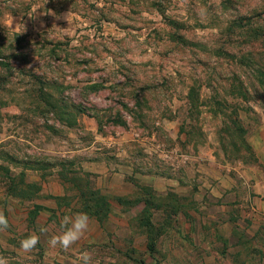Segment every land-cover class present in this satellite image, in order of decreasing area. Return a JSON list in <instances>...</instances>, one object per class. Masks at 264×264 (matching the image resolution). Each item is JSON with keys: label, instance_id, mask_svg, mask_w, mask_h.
I'll return each mask as SVG.
<instances>
[{"label": "rangeland", "instance_id": "rangeland-1", "mask_svg": "<svg viewBox=\"0 0 264 264\" xmlns=\"http://www.w3.org/2000/svg\"><path fill=\"white\" fill-rule=\"evenodd\" d=\"M32 2L39 12L15 36L5 22L15 6L27 12ZM259 71L264 0H4L0 212L7 218L12 211L17 227L0 232V257L58 264L40 242L30 252L21 248L32 235L26 217L34 204L10 196L11 178L41 188L59 176L61 161H74L69 170L79 172L86 158L112 160L117 150L108 145L121 133L134 172L144 175L152 164L161 170L154 174L179 181V192L149 195L132 177L124 211L131 232L109 220L110 243L82 247L89 264H264V231L257 244L247 231L254 179L264 177L253 150L264 146ZM90 146L86 156L77 153ZM213 155L220 160L206 171ZM223 179L228 187H220ZM145 192L161 208L149 212L153 257ZM178 205L184 216L174 215Z\"/></svg>", "mask_w": 264, "mask_h": 264}, {"label": "crops", "instance_id": "crops-1", "mask_svg": "<svg viewBox=\"0 0 264 264\" xmlns=\"http://www.w3.org/2000/svg\"><path fill=\"white\" fill-rule=\"evenodd\" d=\"M15 1L20 0H13V2ZM3 2L4 0H0V5ZM31 4L32 5L27 10V12L25 9H21V6H15L13 14H11L8 20L5 22V27L15 36L18 35L19 37L21 34L22 27L25 25L28 15L33 17L36 12H39V7L36 6L34 2ZM42 14L44 15V12ZM75 15L78 16L77 13ZM78 25L79 23L77 22V28ZM44 32L45 31H42L41 34H44ZM120 136H122L121 133H118L116 136H112V141L108 145L110 148L117 150V152L114 154L115 157L112 160L110 159L109 161H102L98 159V154L95 155V159L93 160H89L88 158L84 159V162L82 163V169L92 175L97 189L109 199V202L112 205V212L110 214L109 220L122 224V226H124V233L126 234L127 230L129 232H131V230L129 229V223L124 212L127 206L122 204V202H126L127 200L126 198L129 194L128 192L132 187V182H130L132 181V177L140 180V183L144 185V189L151 190L159 197L168 196L170 192L178 193V187L180 183L175 177H170L169 174H165L166 176L163 173H161L163 175L160 176L154 174L153 170H157L158 172H161V170L158 168L155 169L152 164L146 163L144 165V175L136 174L134 172L133 166L128 160L130 155L128 146L126 145L127 138H119ZM136 136L140 138V135ZM149 140L150 139H148V141ZM92 147H85L83 150L77 151V153L86 156L87 152L92 149ZM158 148L160 149V156L163 157L165 150L161 149V145H158ZM253 150L256 152L260 164H264V146H255L253 147ZM145 152L147 154H151L148 150ZM219 160L220 157L218 158L217 156L213 155L209 159L205 160L203 167L206 171H212V168L217 166ZM52 179L54 180L43 183L41 192L31 202L34 204V207L32 210H29L26 219H28V223L29 220L31 222V212H36V207H39L38 213L36 212V219H33L31 222L33 226L32 234H35L39 237V242L41 246L45 248L46 254L52 252L50 255L54 256V259L52 260H55L58 264H84V261L81 259V255L84 253L82 250L83 245L88 247L94 243H110V235L107 231V223L105 225H101L96 218L89 217V226L87 230L84 232L83 236L70 248L65 250L59 244H57L55 247H52L50 245L51 238L53 236L61 235L65 230V226L62 225L63 218L65 216L74 217L77 213L82 212V199L80 197H75L76 195H74V192L70 193L68 185H64L59 176H54ZM254 180L252 194L254 205L252 206L251 211L253 224L251 229H248L247 231L252 235L251 238L254 244H257L261 243V237L263 236L264 231V177L258 176L255 177ZM220 184V187H228L225 185L228 184L225 179L221 180ZM145 208L146 204L144 201V210ZM243 212L245 213L244 210ZM181 214L182 211L176 217H179ZM6 219L8 223L14 225V227H17L12 211L8 214ZM41 229H45L47 233L44 234L45 231L42 232ZM236 230H239V228H236ZM4 231L5 230H2L0 232L2 233ZM113 233L114 232L110 234L113 235ZM145 241L148 242L147 234L145 236ZM149 256L152 257L151 254ZM68 259L71 261V263L67 262Z\"/></svg>", "mask_w": 264, "mask_h": 264}, {"label": "trees", "instance_id": "trees-1", "mask_svg": "<svg viewBox=\"0 0 264 264\" xmlns=\"http://www.w3.org/2000/svg\"><path fill=\"white\" fill-rule=\"evenodd\" d=\"M252 61L256 64L258 61L256 60L257 58L255 55L252 57ZM250 60V59H247ZM260 72V71H259ZM262 75L261 77L264 78V73L261 71L260 72ZM94 89H98V87L94 86L92 87ZM67 124V123H66ZM68 125H71V123H68ZM74 161H68L64 160L61 161L60 167H61V172L59 174L60 180L64 183V185H71L70 192H74L76 195L75 197H80L82 199V212L87 213L89 217H94L96 218L101 225H105L110 218V214L112 212V205L109 202V199L104 196L100 190L97 189L95 182L92 178V175L85 172L82 167L80 168V171H71L69 170V167L73 166ZM0 170H5L2 167ZM81 174L83 176H81ZM11 187L8 189V193L10 196H17L22 198L23 200H28L32 202L36 196L41 192L42 187L38 188L36 186V183H27L24 181V179H21L18 184L17 182L11 178ZM17 188H20V191L17 190ZM25 188V189H23ZM149 191V195H155L151 190L144 189V191ZM18 192V193H17ZM146 193V192H145ZM148 194L144 195V201L146 204V208L144 210V215H147L151 220H147L144 227L148 230L146 231L147 236H148V251L150 252L151 256L153 257L156 253V247L157 244L155 241L151 238V234L154 232V227H153V218L152 214H149L151 211H156L161 209L160 207H154L152 199L148 198ZM169 197H173L174 195H168ZM176 196V195H175ZM168 197V198H169ZM173 200V199H172ZM126 206V202H122ZM181 206V205H180ZM178 205L172 207L173 213L175 216H178L179 213L182 211V207ZM36 212L38 213L39 207H36ZM35 211H32L31 216L34 215L31 219H36V213ZM31 221V222H32Z\"/></svg>", "mask_w": 264, "mask_h": 264}, {"label": "clouds", "instance_id": "clouds-1", "mask_svg": "<svg viewBox=\"0 0 264 264\" xmlns=\"http://www.w3.org/2000/svg\"><path fill=\"white\" fill-rule=\"evenodd\" d=\"M62 225L65 226V230L59 236H53L50 240V245L55 247L59 244L65 250L70 248L74 243H76L84 234L89 226V216L87 213H77L74 217L65 216L62 221ZM70 225V226H69ZM8 221L4 214L0 212V231L6 230L8 228ZM41 231H46L41 229ZM39 243V237L35 234L28 236L23 239L20 244L21 248L25 252L32 251L36 245ZM81 259L84 264H89L91 256L88 252H84L81 255ZM0 264H8V261L4 257H0Z\"/></svg>", "mask_w": 264, "mask_h": 264}]
</instances>
